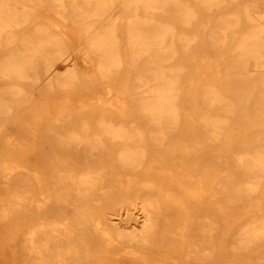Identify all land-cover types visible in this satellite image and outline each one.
<instances>
[{
  "label": "bare ground",
  "instance_id": "bare-ground-1",
  "mask_svg": "<svg viewBox=\"0 0 264 264\" xmlns=\"http://www.w3.org/2000/svg\"><path fill=\"white\" fill-rule=\"evenodd\" d=\"M198 6L216 12L201 31L224 52L223 71L196 83L189 50L199 36L188 28ZM39 7L63 22L39 18ZM70 23L81 40L74 50L87 64L81 72L62 27ZM97 85L105 97L40 122L39 147L51 156L45 172L18 165L14 154L30 151L34 130L25 125L17 138L5 130L34 95L30 87ZM249 114L264 116V0H0V144L9 146L0 152V177L16 178L14 201L1 202L0 217L42 211L22 229L7 228L5 242L21 248L23 264H168L179 248L182 264H210L221 251L236 264H264V121L234 131L230 122ZM192 130L200 142H222L224 171L222 154L196 161ZM108 174L150 180L119 188L104 181ZM42 177L53 197L40 205ZM164 187L173 191L167 201ZM115 188L119 197L98 202ZM170 208L184 221L180 247L167 227ZM237 208L243 211L229 214L234 227L226 234L220 214H197Z\"/></svg>",
  "mask_w": 264,
  "mask_h": 264
},
{
  "label": "rangeland",
  "instance_id": "rangeland-1",
  "mask_svg": "<svg viewBox=\"0 0 264 264\" xmlns=\"http://www.w3.org/2000/svg\"><path fill=\"white\" fill-rule=\"evenodd\" d=\"M198 12L200 13V16H198L197 21L199 23L190 26L188 30L190 31H196L197 35L199 36L196 45L193 49L189 50V53H192L198 63L199 70L194 73V80L195 82H200L202 79H204L206 76H210L211 74H214L217 70L223 71V65L220 61V58L218 55H221L220 53L224 52L223 49L214 48L211 44V41L205 37L201 31L202 25H205L204 29L206 28V25L210 22L214 21V15L216 12H212L213 14H210L205 8L198 6L197 7ZM256 11L259 10V8H255ZM119 11V7H117V10ZM37 16L41 19H44L46 21H49L53 25H57V23L63 22V19H61L57 14L49 10L47 7H39L37 9ZM203 23V24H201ZM58 26L61 27L59 24ZM69 29L72 35V42H71V50L70 54H73V61L75 60L77 63V68L81 72L85 70L86 63H83L82 57L80 54V48L79 50H74L75 46H78L80 43V38L77 35L76 28L74 25L65 24V26ZM186 29V31H188ZM202 46V47H200ZM82 47V46H81ZM2 52V51H1ZM221 63V64H218ZM89 65V64H88ZM58 69L62 68V64H57ZM30 90L34 93V95L30 98V100L24 104L19 106V110L16 113V120L14 123H7L8 128L5 130L7 134L13 133V135L17 138L19 136H16V133L20 132L19 134H23V127L25 125H28L33 128L34 130V136L30 135L28 139L32 143V148L27 153H17L14 154L15 158L18 159L17 163L18 165L22 164L27 166L28 168H34L35 170H39L40 172L44 173L45 168L44 166L48 163V161H44L45 159L50 160L51 156L50 153L46 149H40L39 143L42 139V136L44 134L43 126L40 125V122L43 123L46 121L49 117H54L58 114L65 113L66 111H78L82 108V104L88 103V102H95L98 101L96 99V96L98 94H102L101 97L106 96V88L103 85H97L93 87L92 89H86L77 87L75 89H72L70 91L68 90H62V91H50L44 87H30ZM95 92V93H93ZM90 95V96H89ZM96 99V100H95ZM82 103V104H81ZM231 117V123L234 125V130L242 129L244 125L247 123H256V125H260V122L264 121V116L256 115V114H249L246 117L237 116V115H230ZM236 116L237 120L234 121V117ZM39 122V123H38ZM16 126V127H14ZM17 129V130H16ZM194 132L189 133L191 134V139L193 141H201V135L199 131L192 130ZM16 132V133H15ZM15 133V134H14ZM194 133V134H193ZM12 136V137H14ZM239 136V135H238ZM233 136L235 140H238L240 137ZM232 138V139H233ZM210 142V141H209ZM217 148H216V147ZM9 147V146H8ZM7 147V148H8ZM6 146H3L0 144V152L2 151L5 153V150L7 149ZM219 148V149H218ZM222 154L220 158V166L222 171H224V163H226L229 166L228 162H225V146L222 144H206V142H200L197 150L194 152V158H196L197 162L199 161V157L203 155L206 157L204 162H211L210 160L215 161L214 157L216 154ZM229 153V152H228ZM71 154V153H70ZM69 154V155H70ZM200 154V155H199ZM80 158L84 157V154L81 152L77 154ZM24 158V159H23ZM224 159V160H223ZM223 160V161H222ZM82 161V159H81ZM44 165V166H43ZM113 171H117V169H114ZM44 186V190L41 192H38L35 197L39 200V204H43L46 199H48V203L52 199V191L49 187V179L46 177H42ZM16 178L14 176H10L6 182L3 181L2 177H0V206L1 202L4 203H11L13 202L12 194L10 192V187L15 182ZM150 180L147 177L137 176V177H118L116 175H106L104 177V181L107 183H111L110 185H114V187L121 188V184L119 182L122 181H145ZM122 189H113V193H110L109 195L104 194L102 197L98 194L93 196V200L95 198H100L98 200L99 203H101L102 200L105 198H108V196H115L119 197V191ZM115 191V192H114ZM113 194V195H112ZM173 195V191L169 188H162V192L160 193V196L162 199H165L166 201L171 199ZM106 201V199L104 200ZM94 202V201H93ZM45 204V203H44ZM201 208L205 209V206H202ZM118 213L121 212V208L118 209ZM169 213V219L171 221V224H168L167 227L168 230H171L170 236L176 238V244L177 246H181L183 243V237H182V229L184 228L183 224L184 221L182 217L177 214L172 208L167 210ZM228 213L213 211V210H198L197 214L202 216L205 212H213V214H220L223 217V220L221 219V227L220 230L223 232L231 231L233 229L234 225H232V219L230 217L231 214H241L240 211H243L242 208H237L236 210L229 209L227 210ZM42 212L40 211V208L35 207L32 214L23 213L22 211H19L16 213V215H12L9 217L8 220H3L0 217V264H23V256L21 253L20 247H15L7 242H5V237L7 236L5 233V230L7 228H17L19 230L20 228H24V223L29 222L31 219H35L36 216H38V213ZM47 213V210L44 211V213ZM90 216H95L97 214L96 210L94 208L89 209ZM220 212V213H219ZM250 212V211H249ZM220 216V217H221ZM224 234V236H225ZM218 242V241H217ZM258 248H256L257 250ZM184 252L183 248H179V253L177 252H171L170 260L172 263L168 264H182V253ZM221 254L223 256H216L215 259H213L210 264H236L233 261V255L231 253L221 251ZM164 262V261H163ZM161 260V264L163 263ZM243 262H240L242 264ZM239 264V263H238Z\"/></svg>",
  "mask_w": 264,
  "mask_h": 264
}]
</instances>
